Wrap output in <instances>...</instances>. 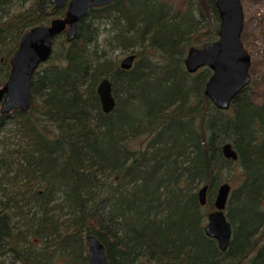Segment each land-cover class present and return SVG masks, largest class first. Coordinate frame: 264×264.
I'll list each match as a JSON object with an SVG mask.
<instances>
[{
    "label": "trees",
    "instance_id": "16d2710c",
    "mask_svg": "<svg viewBox=\"0 0 264 264\" xmlns=\"http://www.w3.org/2000/svg\"><path fill=\"white\" fill-rule=\"evenodd\" d=\"M181 3L89 8L73 40H53L30 109L0 114V264H88L87 233L103 242L108 264H264V83L250 74L228 109L211 104L203 93L211 71L188 73L182 59L189 45L216 38L219 16L214 0ZM47 8L0 0V86L22 32L64 12ZM100 18L112 21L110 39L136 54L131 68L91 57ZM105 76L115 97L109 112L96 92ZM226 141L237 160L223 156ZM232 165L241 171L222 251L204 224Z\"/></svg>",
    "mask_w": 264,
    "mask_h": 264
},
{
    "label": "water",
    "instance_id": "95a60500",
    "mask_svg": "<svg viewBox=\"0 0 264 264\" xmlns=\"http://www.w3.org/2000/svg\"><path fill=\"white\" fill-rule=\"evenodd\" d=\"M37 10L44 13L47 4L51 9L64 7L62 15H55L48 21L33 24L24 30L17 42V47L9 56V72L0 86V114L12 110L26 112L31 106V85L35 71L51 55L53 40L64 34L66 41L77 36L79 20L88 8L109 4L113 0H36ZM219 16L216 38L199 46L189 45L182 59L186 72H195L201 66L207 67L211 74L206 79L203 93L211 104L224 110L228 109L236 94L250 83V57L242 44L244 14L240 0H214ZM135 53H128L119 61L121 69L133 66ZM100 109L109 112L113 109L115 97L112 95L111 80L102 77L96 85ZM223 156L233 161L237 153L230 141L221 145ZM207 183L197 190L198 201L204 205L207 197ZM230 182L223 181L216 186L212 200L213 207L207 211L204 233L216 240L217 247L224 251L228 248L232 233V224L225 209L230 194ZM264 205V197L262 198ZM88 264H108L105 247L94 234L87 233Z\"/></svg>",
    "mask_w": 264,
    "mask_h": 264
},
{
    "label": "rangeland",
    "instance_id": "374dc122",
    "mask_svg": "<svg viewBox=\"0 0 264 264\" xmlns=\"http://www.w3.org/2000/svg\"><path fill=\"white\" fill-rule=\"evenodd\" d=\"M165 1L174 8L182 6L181 0ZM240 3H242V11L244 14L241 40L251 58L248 69L254 79L264 83V0H240ZM19 6V3H15L10 8L11 10H18ZM47 9H50V7ZM98 21L99 34L96 40L97 47L93 50V45L90 46L89 50L93 53L91 57L95 58L94 55H102L103 57H108L110 60L119 61L125 54L130 53L128 52L129 49H123L120 44L110 39L114 32L112 21L107 18H100ZM62 38H64L63 34ZM133 48L136 49L138 46L135 45ZM118 94L123 96L121 92H118ZM240 171L239 166L232 165L220 174V180H228L231 188H234L239 183ZM236 215H238V219L242 216L241 213Z\"/></svg>",
    "mask_w": 264,
    "mask_h": 264
},
{
    "label": "flooded vegetation",
    "instance_id": "af4514ba",
    "mask_svg": "<svg viewBox=\"0 0 264 264\" xmlns=\"http://www.w3.org/2000/svg\"><path fill=\"white\" fill-rule=\"evenodd\" d=\"M113 1H115V0H113ZM113 1H111V2H113ZM111 2H109V3H111ZM47 5H50V4H47ZM103 5H108V4H103ZM103 5H98V6H103ZM98 6H96V7H98ZM50 7H51V5H50ZM46 8H47V6H46ZM90 8H91V7H90ZM50 9H51V8H50ZM57 9H60V8H57ZM61 9L64 10V7H61ZM88 9H89V8H88ZM44 11H45V10H44ZM63 13H64V12H63ZM86 13H87V12H86ZM63 35H64V34H63ZM127 54H128V53H127ZM125 55H126V54H125ZM122 58H123V57H122ZM122 58H121V59H122ZM121 59H120V60H121ZM134 59H135V58H134ZM120 60H119V61H120ZM133 62H134V61H133ZM119 66H120V65H119ZM201 67H202V66H201ZM197 70H198V69H197ZM197 70H196V71H197ZM196 71H195V72H196ZM261 201H262V199H261ZM262 205H263V203H262ZM263 208H264V205H263Z\"/></svg>",
    "mask_w": 264,
    "mask_h": 264
},
{
    "label": "bare ground",
    "instance_id": "6f19581e",
    "mask_svg": "<svg viewBox=\"0 0 264 264\" xmlns=\"http://www.w3.org/2000/svg\"><path fill=\"white\" fill-rule=\"evenodd\" d=\"M114 109V108H113Z\"/></svg>",
    "mask_w": 264,
    "mask_h": 264
}]
</instances>
